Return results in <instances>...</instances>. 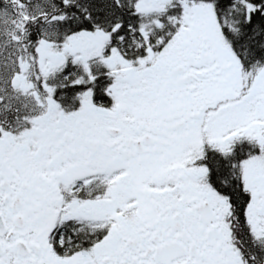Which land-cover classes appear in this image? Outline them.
Returning a JSON list of instances; mask_svg holds the SVG:
<instances>
[{"label":"snow or ice","instance_id":"snow-or-ice-1","mask_svg":"<svg viewBox=\"0 0 264 264\" xmlns=\"http://www.w3.org/2000/svg\"><path fill=\"white\" fill-rule=\"evenodd\" d=\"M0 264H264V0H0Z\"/></svg>","mask_w":264,"mask_h":264}]
</instances>
